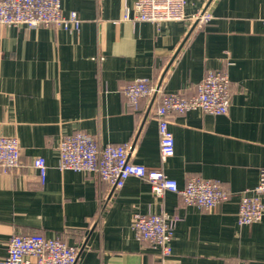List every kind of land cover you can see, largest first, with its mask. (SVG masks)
<instances>
[{
  "label": "crops",
  "instance_id": "0c3cea01",
  "mask_svg": "<svg viewBox=\"0 0 264 264\" xmlns=\"http://www.w3.org/2000/svg\"><path fill=\"white\" fill-rule=\"evenodd\" d=\"M134 0H62L79 30L0 25V135H16L22 166L0 172V257L14 233H43L78 247L77 264H264V216L240 224L244 191L264 167V0H187L207 8L202 27L189 20L154 24L124 19ZM210 70L230 77L226 114L200 109L170 118L174 155L160 151L157 101L128 102L125 87L147 77L165 92L197 93ZM85 132L100 144L130 143V159L161 169L183 187L189 177L218 181L229 198L208 210L131 176L114 191L95 175L58 168V147ZM45 157L47 178L31 167ZM33 172V173H32ZM178 217L172 252L136 237L137 213Z\"/></svg>",
  "mask_w": 264,
  "mask_h": 264
},
{
  "label": "built area",
  "instance_id": "2783aa9c",
  "mask_svg": "<svg viewBox=\"0 0 264 264\" xmlns=\"http://www.w3.org/2000/svg\"><path fill=\"white\" fill-rule=\"evenodd\" d=\"M187 0H134L133 12L126 7L124 19L149 21L161 24L167 21L189 20L192 27H202L213 18L204 8L188 15ZM264 23V19H262ZM81 19L75 10L65 14L62 0H0V25H26L36 28L53 25L68 31L79 30ZM128 102L136 105L143 97L159 102L154 115L158 120L160 151L163 160L174 155L175 139L170 129V118L175 113L200 109L204 113L226 114L230 107V77L221 70H210L198 85L197 93L186 96L181 91L165 92L161 84L147 77L137 78L125 87ZM130 143L100 144L92 135L77 132L63 137L59 143L60 170H75L95 175L100 181L110 183L114 191L120 190L131 177L146 179L152 193L159 197L165 191L179 193L185 204L211 210L229 198L222 185L215 180L191 176L183 187L163 170L149 168L130 159ZM22 166L21 146L16 135H0V172H9ZM30 176L43 183L47 178L48 164L43 156H35ZM264 216V167L258 185L241 196L238 221L252 224ZM178 217L165 212L137 213L133 224L136 237L160 248L161 255L172 252V240ZM78 247L59 237L43 233H14L7 245L6 255L0 264H77Z\"/></svg>",
  "mask_w": 264,
  "mask_h": 264
}]
</instances>
